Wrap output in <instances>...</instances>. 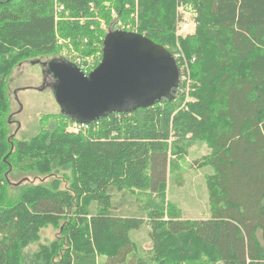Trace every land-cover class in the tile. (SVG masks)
<instances>
[{"label": "trees", "instance_id": "trees-1", "mask_svg": "<svg viewBox=\"0 0 264 264\" xmlns=\"http://www.w3.org/2000/svg\"><path fill=\"white\" fill-rule=\"evenodd\" d=\"M180 3L197 28L178 40ZM119 29L172 54L180 42L190 84L83 133L61 111L32 136L11 132L16 67L67 49L94 70ZM194 145L208 148L196 161L211 170L208 220L167 200ZM145 224L143 255L132 233ZM0 264H264V0H0Z\"/></svg>", "mask_w": 264, "mask_h": 264}, {"label": "water", "instance_id": "water-1", "mask_svg": "<svg viewBox=\"0 0 264 264\" xmlns=\"http://www.w3.org/2000/svg\"><path fill=\"white\" fill-rule=\"evenodd\" d=\"M31 63L50 66L62 114L74 115V120L85 124L172 101L181 88L172 53L135 32L119 30L107 39L100 64L88 75L70 62Z\"/></svg>", "mask_w": 264, "mask_h": 264}, {"label": "rangeland", "instance_id": "rangeland-1", "mask_svg": "<svg viewBox=\"0 0 264 264\" xmlns=\"http://www.w3.org/2000/svg\"><path fill=\"white\" fill-rule=\"evenodd\" d=\"M195 18V13L194 16L186 14V19L194 21L197 28ZM196 28L189 35L195 34ZM180 38L176 36V39L179 40ZM177 46L181 48L180 42ZM74 54L73 50L65 49L64 56L68 59L66 61H72ZM50 60L47 59L46 62H50ZM8 87L14 121L10 130L14 133L19 127L17 136L20 139L37 133L43 116L57 114L62 110L61 101L55 93L56 79L50 66L46 67L30 62L24 63L15 68L9 79ZM67 129L69 130L68 127ZM207 153L208 148L205 145L192 146L188 154L180 161L182 172L175 171L169 174L170 179L166 190L167 200L180 208L184 220H208L210 218L205 175L211 170L210 168H199L196 162ZM170 157L174 159L173 156L170 155ZM22 179L21 176L12 177V181L15 183ZM29 179L32 182L36 181L33 177ZM132 239L138 244L139 253L143 255L148 253L152 247L150 226L145 224L139 231L133 232ZM190 247L192 250V246Z\"/></svg>", "mask_w": 264, "mask_h": 264}, {"label": "built area", "instance_id": "built-area-1", "mask_svg": "<svg viewBox=\"0 0 264 264\" xmlns=\"http://www.w3.org/2000/svg\"><path fill=\"white\" fill-rule=\"evenodd\" d=\"M186 14H191L194 16V11L192 10V7L189 5H185L184 3H180L177 7V21H176V36L178 38L187 36L190 33H192V30H195L196 24L194 21H188L186 19ZM194 28V29H193ZM62 43V42H60ZM174 59L176 60L180 74H181V85L185 82L190 84V65L192 64L193 60H189L181 51V48L178 46L177 51L173 54ZM75 64L86 74L88 72L92 71L94 66V61L92 58H77L76 61H74ZM184 82V83H182ZM89 124L85 123H71L69 125V130L72 133H76L80 130H86L88 129Z\"/></svg>", "mask_w": 264, "mask_h": 264}, {"label": "bare ground", "instance_id": "bare-ground-1", "mask_svg": "<svg viewBox=\"0 0 264 264\" xmlns=\"http://www.w3.org/2000/svg\"><path fill=\"white\" fill-rule=\"evenodd\" d=\"M129 32H131V31H129ZM135 33H137V32H135ZM145 36V35H144ZM146 37V36H145ZM148 38V37H147ZM151 40V39H150ZM182 83H184V82H182ZM96 123V122H95ZM94 124V123H93ZM90 125V124H89ZM69 131V130H68ZM83 132H86V131H84V130H80V131H78V132H76V133H74V134H79V133H83Z\"/></svg>", "mask_w": 264, "mask_h": 264}, {"label": "flooded vegetation", "instance_id": "flooded-vegetation-1", "mask_svg": "<svg viewBox=\"0 0 264 264\" xmlns=\"http://www.w3.org/2000/svg\"><path fill=\"white\" fill-rule=\"evenodd\" d=\"M41 62H44V61H41ZM41 65V64H40Z\"/></svg>", "mask_w": 264, "mask_h": 264}]
</instances>
